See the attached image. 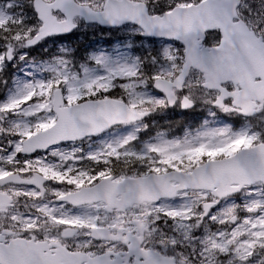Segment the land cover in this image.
<instances>
[{"label": "snow or ice", "instance_id": "1", "mask_svg": "<svg viewBox=\"0 0 264 264\" xmlns=\"http://www.w3.org/2000/svg\"><path fill=\"white\" fill-rule=\"evenodd\" d=\"M0 264H264V0H0Z\"/></svg>", "mask_w": 264, "mask_h": 264}]
</instances>
